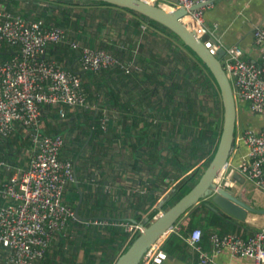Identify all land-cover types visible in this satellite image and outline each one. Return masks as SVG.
I'll return each instance as SVG.
<instances>
[{
  "label": "built area",
  "instance_id": "1",
  "mask_svg": "<svg viewBox=\"0 0 264 264\" xmlns=\"http://www.w3.org/2000/svg\"><path fill=\"white\" fill-rule=\"evenodd\" d=\"M145 1L168 10L185 8L181 22L212 53L216 54L221 47L225 49L220 61L232 84L237 110L247 106L252 112L264 115V23L252 30V48L257 57L250 59L240 44L225 45L214 36V28L206 24L205 18L210 0ZM197 3L204 5L191 9ZM60 43L78 49L82 70L142 69L134 59L121 58L108 49L70 39L63 26L11 12L0 0V51L4 54L0 56V143L22 131L32 149L25 165L8 161L0 152V167L5 174L0 183V250L2 247L8 250L10 264H36L55 237L77 219L75 209L65 201L67 186L75 181L73 160L60 156L65 136L42 131L45 106L56 108L62 117L67 110L91 107L80 75L47 55L49 46ZM107 120L106 115L102 124ZM235 144L243 145L245 151L237 165L227 163L217 183L233 187L232 177L238 169L264 192V126L238 127ZM89 222L108 223L106 219ZM125 228L133 234L142 230V223H126ZM179 230L176 223L158 238L143 254L142 264H162L168 257L163 242L169 233ZM201 236V229L196 227L186 237L188 246L197 254L196 264H214L213 256L224 250L233 256L251 258L254 264L264 263V225L247 236L237 231L212 232L211 251L202 247Z\"/></svg>",
  "mask_w": 264,
  "mask_h": 264
},
{
  "label": "crops",
  "instance_id": "2",
  "mask_svg": "<svg viewBox=\"0 0 264 264\" xmlns=\"http://www.w3.org/2000/svg\"><path fill=\"white\" fill-rule=\"evenodd\" d=\"M163 1L175 3L177 0ZM73 7L75 8L74 21L72 26L68 28L70 39L75 38V40L94 46L111 45L118 49L125 59L133 56L137 60L157 62L165 70L164 65L172 64L170 61L174 58L173 52L178 41L168 28L144 20L135 13L115 5L90 1L73 5ZM205 18L206 24L210 28H214L215 37L221 38L225 45L240 44L246 57L256 59L257 54L252 48V30L256 25L264 23V0H215L205 9ZM215 24L216 27H214ZM180 48L186 51L184 47ZM78 52V49H76L77 55ZM78 56L75 58V69L80 70ZM85 81H87L86 78ZM134 95H137L136 90L125 92L123 102L127 101L128 106L135 108L136 105L134 106L133 102L129 101ZM88 110L83 111L76 107L71 110L72 114L66 118L60 117L57 120H51L53 130H58L65 136V145L61 152L66 153V157L73 160L75 174L78 178L77 184L75 181L73 182L74 185L69 184L70 186L65 192V199L70 200L73 197L75 203L73 207L76 209L80 194L82 195L78 208V212L82 217L90 219L89 216L104 215V219L107 220L115 217L118 220L126 218L130 223H147L151 220V212L161 211L163 204L171 197L179 178L195 168L199 169L200 174L203 171L202 162L204 158H198L195 165L185 170L178 179L166 177L165 181L169 183L168 187L166 186L165 189L158 188L156 185L161 170L179 173L185 169L182 166L185 165L183 163L188 158L191 137L188 135L187 139H184L181 132L173 133L170 129L165 133L166 128L164 127L160 144L163 156L162 164L159 167L158 165H149L148 162H143V155L139 154L142 152L143 145L139 143L140 139L136 132L141 131L144 124L140 117L135 118L138 122V126L135 128L128 127L133 121L132 118L127 119V121L124 119L120 122L117 120L112 121V125L116 126V132H120V139L112 142L110 140L111 133L108 137L99 138L93 132L97 120L95 114L97 112L104 114L109 112L108 109L101 110L98 105L92 104ZM127 111H132V108L128 107ZM135 116H138V114ZM257 120H260L261 123L259 124ZM167 121L170 123L171 118ZM237 121L239 128L252 126L258 129L264 126V115L256 114L245 106L243 110L238 112ZM176 143H182V147H184L178 153H181L179 157H176L174 152ZM133 147H137L136 151H133ZM65 149L67 152H65ZM13 151L14 161L25 165L32 155L31 143L29 141L28 144L23 145L17 143ZM244 151L245 147L243 145L237 146L235 144L228 162L237 165ZM135 157L140 158V163L133 167ZM120 162L122 163L120 164ZM236 173L239 176L235 177L233 175L232 179L235 181L233 187L240 190L241 194L252 205L264 207V192L238 169L235 170L234 174ZM199 176L197 173V178ZM4 177V170L0 167V183ZM89 177L101 180L106 184L105 189H97L88 182ZM79 178L82 179V186L79 185ZM76 185L79 187H76ZM143 185L151 187V193L147 192L146 197L143 193ZM87 212L92 215H87ZM232 219L236 223V228L233 231H237L244 236L251 234L264 225V214L254 212H248L244 220L234 217ZM79 228V224L72 222L55 237L48 248V252L53 259L50 264H84V261L89 259L90 256L86 252L89 247L83 242L81 243L82 235L79 233ZM103 231L105 234L108 233L106 230ZM212 232H219V230L213 227L208 230L206 236H201L200 243L207 251L212 249L210 240ZM68 235L70 238L74 237L73 239L78 237L79 243L69 244ZM169 235L171 233L167 237ZM128 240L129 237L124 240V243L121 242V239L117 240L115 244H118L117 247L120 246L119 251L117 254L114 252L111 255L109 254L112 257L108 264H114L122 250L127 248ZM89 252L96 256L90 260L91 264H99L101 262V251L91 250ZM213 258L214 264H254L251 258L233 256L227 250L215 254ZM196 263L197 254L188 247L185 248L184 253L168 254L167 259L162 264ZM0 264H10L8 262V250L4 247L0 250ZM85 264L90 263L86 262Z\"/></svg>",
  "mask_w": 264,
  "mask_h": 264
},
{
  "label": "trees",
  "instance_id": "3",
  "mask_svg": "<svg viewBox=\"0 0 264 264\" xmlns=\"http://www.w3.org/2000/svg\"><path fill=\"white\" fill-rule=\"evenodd\" d=\"M1 1L11 12H20L24 16L34 19L42 18L47 22L65 27L68 32V28L72 26V22L74 21L73 16H75L70 12L73 5L82 2H90L91 0H52L48 5H44L40 0H26V9L20 6L19 2L21 0ZM92 2L113 5L104 1ZM124 9L135 13L144 20L167 28L159 22L149 19L133 10L128 8ZM172 34L174 38L177 39L178 44L174 48V58L170 61L172 64L164 65L166 70L157 62L152 63L151 61L148 62L142 59L137 60L133 56H129L127 59H134L139 63L142 67L140 71L133 70L131 72H125L119 67H113L99 72L82 70L81 68L77 70L75 69V58L79 55V52L77 55L76 49L70 47L67 43L51 45L47 49L48 56L55 57L63 67L80 75L83 81V91L91 106L92 104H96L101 110L108 109L109 112L104 114H102V112H97V114H95V119H97L96 128L93 131L95 136L104 138L103 136L108 137L111 133L110 140H112V142L116 141L120 139V132H116V126L112 125V121L117 120L120 122L122 119L127 121V119L132 118L133 121L128 127L135 128L138 126V122L135 118L140 117L144 124L142 125L141 131L136 132L140 139L139 143L143 145L141 148L142 152L139 154L143 155L144 163L148 162L149 165H158V167L162 164L163 159L161 154L162 147L160 146L162 129L166 128V130H164L165 133L168 129L173 133L181 132L182 138L184 139H187L188 135L191 137V147L189 149L188 158L183 163L185 165L182 166L185 169L179 173H170L166 170H161L156 185L161 189H165L166 186H169V183L165 181L166 177L178 179L185 170L195 165L198 158H204L202 166L208 164L216 149L222 125V117L218 120L215 118L216 104H219L222 113V102L220 100L218 85L212 73L204 62L187 47L176 34L173 32ZM98 47L108 49L116 56L123 58L118 49L111 45H101ZM180 47H184L186 51L182 50ZM3 55V52L0 51V56ZM85 78L87 81H85ZM130 90H136L137 93V95L129 99V101L133 102L134 106L136 105L135 108L133 106H128L127 101L123 102L124 93ZM128 107L132 108V111H127ZM77 108L83 111H89V108ZM240 111L241 110H239V112ZM71 114V110H67L63 117L66 118ZM136 114H138V116H135ZM106 115L108 116V120L103 125L102 118ZM60 117L62 118V116L58 114L56 108L45 106L42 115V120L44 122L42 131L47 134L60 133L58 130H53L51 126V120H57V118ZM170 118L171 122L169 123L167 120H170ZM28 141L30 142L29 138L24 136L22 131H17L12 136L2 140L0 143L2 157L8 161L15 162L13 157L15 144H28ZM183 148L182 143H176L174 146L176 157H179L181 153H178ZM135 149H137V147H133V151H136ZM65 152H67L66 149ZM65 154L66 153L61 152L60 156L62 158H69L66 157L67 155ZM121 163L122 162H120V164ZM139 163L140 158L137 159L135 157L132 165L135 167ZM198 170L195 168L191 172L183 175L181 177L182 179L179 178L174 186L173 194L168 201L163 204V209L173 204L194 185L198 180L197 173L200 175ZM88 182L93 184L97 189H105L106 186L101 180L94 177H89ZM71 185H74V183L72 182ZM79 185L82 186V179L80 180V178ZM69 186L70 185L67 186V189ZM77 186L78 185H76V187ZM143 186V193L146 197L151 187L149 185ZM65 201L72 207L75 205L73 197L70 200L65 199ZM155 213L156 210L151 212L150 219H152ZM88 214L92 215L87 212V215ZM89 217L90 219L86 221L75 219L69 222V224L72 222L79 224V233L82 235L81 243L83 242V244L89 247L86 252L90 257L84 261V264L86 262L91 264L90 260L96 257L95 254L89 252L91 250H100L102 254L99 264H108L112 257H110L109 254L111 255L113 252L117 254L119 251L120 246L117 247L118 244H115L117 240L121 239V242L124 243V240L129 237L128 246L139 233L135 232L131 234L125 228L126 223H130L126 218L118 220L113 217L108 220L106 219L108 221L106 224H96L89 221L92 219L104 220V215ZM232 220L230 215L219 213L206 205L205 201H200L198 204L189 208L178 219L177 224L180 225V230L176 233H171V235L164 240L163 248L169 255L184 253L185 248L189 247L186 242V237L194 228L200 227L202 237L206 236L208 233L207 230L213 227L219 230V233L234 232L233 230L236 228V223ZM103 230L108 231L107 234L110 235L105 234ZM67 237H69V244L75 245V243L77 244V242L79 243L80 241L78 237H75V239H73L74 237L70 238L69 235ZM125 249H123L122 252ZM52 262L53 259L47 250L45 256L36 264H50Z\"/></svg>",
  "mask_w": 264,
  "mask_h": 264
},
{
  "label": "water",
  "instance_id": "4",
  "mask_svg": "<svg viewBox=\"0 0 264 264\" xmlns=\"http://www.w3.org/2000/svg\"><path fill=\"white\" fill-rule=\"evenodd\" d=\"M104 1L115 6L128 8L149 19L155 20L166 26L176 34L183 43L189 47L208 67L212 73L220 94L222 102V113L219 104L215 107V118L222 117V125L216 149L210 158L205 169L201 172L194 185L184 193L179 199L165 209H161L158 214L147 223H142V230L131 241L127 248L117 257L114 264H142V256L145 251L162 235L170 231L177 223L178 219L192 206L200 201L219 213H226L231 217L244 220L248 212L264 214V207H256L251 204L240 190L234 187L221 186L217 183L218 175L227 166L232 148L235 144V129L237 124V105L233 94L232 84L227 77L220 58L224 55L225 49L221 47L216 54L212 53L203 41L190 31L180 20L186 13L185 8L168 10L145 0H91ZM210 0L209 2H214ZM204 5L194 4L191 9ZM75 172V170H74ZM238 177L239 174H234ZM77 175L75 182L77 184ZM79 203L76 206L75 214L79 220H87L79 212Z\"/></svg>",
  "mask_w": 264,
  "mask_h": 264
},
{
  "label": "rangeland",
  "instance_id": "5",
  "mask_svg": "<svg viewBox=\"0 0 264 264\" xmlns=\"http://www.w3.org/2000/svg\"><path fill=\"white\" fill-rule=\"evenodd\" d=\"M31 1V0H30ZM42 3H44V5H48V4H50V2L52 1V0H40ZM26 3H27V1L26 0H21L20 2H19V4H20V6H22V7H26L27 5H26ZM53 5H55V4H53ZM64 6H66V5H64ZM75 6V5H74ZM16 7H18V6H16ZM74 7H72V9H71V13L73 14V15H75V8L73 9ZM26 9V8H25ZM258 121V123L260 124L261 123V121L260 120H257ZM237 129H238V123H237V125H236V129H235V132H237ZM205 169V166H203V169L202 170H204ZM199 178V177H198ZM197 178V179H198ZM196 181V180H195ZM163 209V208H162ZM156 214H158V212L156 213ZM155 214V215H156Z\"/></svg>",
  "mask_w": 264,
  "mask_h": 264
},
{
  "label": "bare ground",
  "instance_id": "6",
  "mask_svg": "<svg viewBox=\"0 0 264 264\" xmlns=\"http://www.w3.org/2000/svg\"><path fill=\"white\" fill-rule=\"evenodd\" d=\"M147 2H149V1H147ZM149 3H151V2H149ZM8 4V3H7ZM87 72V71H86ZM209 99V98H208ZM199 109V108H198ZM239 112V111H238ZM214 117V116H213ZM237 123H238V121H237ZM237 125V124H236ZM236 133V132H235ZM182 179V178H181ZM188 219V218H187ZM250 219V218H249ZM222 224V223H221ZM200 228V227H199ZM208 231V230H207ZM221 231V230H220ZM185 234V233H184ZM244 236V235H243ZM187 256V255H186Z\"/></svg>",
  "mask_w": 264,
  "mask_h": 264
}]
</instances>
